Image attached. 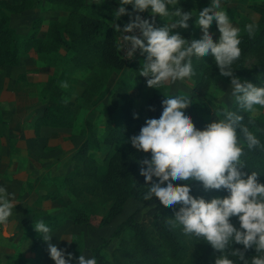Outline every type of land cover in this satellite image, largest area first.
Instances as JSON below:
<instances>
[{
    "label": "trees",
    "instance_id": "1",
    "mask_svg": "<svg viewBox=\"0 0 264 264\" xmlns=\"http://www.w3.org/2000/svg\"><path fill=\"white\" fill-rule=\"evenodd\" d=\"M31 1L0 0V65H16L24 51L39 57L52 67L66 63L103 71L120 69L126 64L119 51L116 40L118 31L115 30L114 24H118L121 28L127 23L128 14L121 15L117 19L112 8L101 0L89 5L90 12H84L86 5L84 0H46L64 5L65 17L50 19L43 35L37 33L38 20L34 19L28 31L21 35L9 24L8 13L25 9ZM210 3L211 1L201 3L196 0H182L176 5H171L170 9L173 12L179 7L183 12L192 14L188 20L189 27L184 29L189 32L195 27V19L199 11ZM124 7L128 13L134 16L137 14L131 4L124 5ZM247 7L257 14L255 19L245 14H238L233 6L221 5V9L226 11L230 20L235 19L237 28L240 29L241 55L231 67L233 75L238 77L241 83L248 81L254 86L264 87V2L248 3ZM144 13L145 11L139 15ZM170 17L175 21L179 19L172 14ZM249 23L256 25L254 35L251 37L245 30V25ZM191 39H196L192 33L189 36V42ZM191 61L194 74L189 78L193 94L178 90L164 92L161 88H157L148 95L141 114H136L135 118L129 105L124 102L119 107L120 119L114 123H105L100 135H97L92 128L89 118L86 117L83 120L84 137L72 153L73 166L62 177L65 188L80 203L64 206L66 216L75 223L85 222L88 219V213L82 202V200L86 202L85 197L99 198V201L109 202L101 218L102 222H107L118 214L128 197H133L142 204L152 203L154 206L152 215L146 220H137L134 212H131L111 230L109 237H118V244L113 251L120 261L117 258L108 259L101 253L100 249L106 243L104 239L90 248L97 264H121V261H126L128 264H160L167 260L170 264H177L178 261L181 264H215L216 259L221 255H227L234 261V264H246L250 257L264 255V253H257L255 246L245 250L242 244L235 242L230 244L224 253H220L202 237L197 239L194 236H187L183 233L181 226L174 228L170 225L169 220L179 210L180 204L169 208L163 206L154 196L151 200H144V195L148 192L150 185L146 184L144 177L140 175L141 165L138 161L144 158L150 159L151 153L137 151L131 145L130 137L139 134L147 119L160 117L163 111V100L184 96H187L191 102L184 111L190 116L195 127L203 130L207 122L198 114L200 106L202 107L198 98L206 95L215 80L231 79L220 74L215 60L210 61L205 57L193 56ZM131 68L138 73L135 66L132 65ZM58 81L55 75L49 76L47 80L48 92L55 99L52 103L44 104L41 112L33 118L31 130L34 135H38L43 126H71L77 110L90 101L102 84L100 74L93 73L76 101L60 96ZM123 91L124 87L116 86L110 93L112 101L116 102ZM221 109L235 111L242 115L244 117L242 125L247 126L259 139L260 146L249 150L246 140L239 128L237 129L238 139L243 146V155L240 159L244 168L241 170L248 174L258 173L257 181L264 184V111L252 114L240 109L233 95L231 104ZM101 146L109 148L104 154L106 160L103 173L98 171L95 159L88 154L90 149L98 150ZM157 179L153 177V181ZM173 183H187L190 187V194L194 198L202 197L210 200L229 195L226 189L205 190L199 181H173ZM230 223L239 228L238 217H230ZM126 230H128L127 236L124 233ZM188 241L193 244L190 251H187ZM39 247L40 237L32 233L27 256L13 254L6 259V262L7 264H44ZM233 249L243 251L245 259L241 261L237 256H233L231 254Z\"/></svg>",
    "mask_w": 264,
    "mask_h": 264
},
{
    "label": "rangeland",
    "instance_id": "2",
    "mask_svg": "<svg viewBox=\"0 0 264 264\" xmlns=\"http://www.w3.org/2000/svg\"><path fill=\"white\" fill-rule=\"evenodd\" d=\"M84 1L86 4L84 12H90L89 5L100 0ZM101 1L110 6L114 13L120 6V0ZM181 1L177 0V3ZM196 1L206 3L211 0ZM252 2H264V0H221V5L233 6L238 14H246L250 18H254L255 14L247 7V4ZM170 6H168L169 16H155L156 27L175 22L170 17L172 13ZM65 15L66 8L61 3L32 0L25 9L9 12L8 21L19 34L23 35L28 31L32 21L37 19V33L43 35L50 19H62ZM152 15L150 10H146L140 16L144 19H151ZM132 18L134 15L128 17L127 23ZM230 22L234 27H237L235 19ZM124 25L121 26V29ZM175 32L188 41L191 33L196 39H199L203 34L202 29L196 23L195 27L189 31L190 33L177 27L172 29L170 34ZM209 32L212 38L218 42L220 33L215 20H213ZM134 33L137 36L140 35L138 29L134 30ZM131 34L133 33H123V35ZM116 40L120 54L126 61V64L120 69L102 71V69L93 70L86 66H74L66 63L52 67L28 51L21 54L16 65H0V188L7 191L10 202L15 205L7 222L8 235H5L4 225H0V264H7L6 259L13 254L27 256L32 233L40 237L39 253L44 264H55L48 252L49 242L72 253V264H77L76 258L79 255L92 258L90 248L103 239L106 240V243L100 249L101 253L108 259L117 258L120 261L118 255L113 251V248L118 244V237H109L113 227L131 212H134L137 220H146L152 215L154 210L152 203L142 204L133 197H128L122 210L107 222H102L101 218L109 202L99 201V198L88 199L85 197L86 202L82 200L83 207L88 213V219L85 222H72L63 210L66 205L80 203L65 188L62 177L73 166L72 153L84 137L83 120L86 117L89 118L92 128L97 135H100L104 130L105 123H114L120 119L119 107L122 103L126 102L130 111L139 115L148 95L157 89L147 86V78L139 74L145 59L139 49L132 59H128L124 55V49L120 50L122 33L119 31ZM132 65L138 69V73L134 72L131 68ZM93 73L100 74L102 84L90 101L84 103L77 110L73 124L68 127L43 126L39 134L34 135L31 130L33 118L41 112L44 104L52 103L55 99L48 92L47 80L49 76H57L62 98L77 101V96L87 86ZM229 80H215L206 95L203 98H198L202 105L198 114L206 120L207 124L223 118L222 111L224 110L221 108L226 107L225 105H228L232 98L231 79ZM118 85L124 87V91L116 102H113L110 93ZM158 88L164 92L178 90L188 93L192 90L191 79L185 78L174 83L165 82ZM254 108L255 111L251 112L252 114L264 111V107L259 105H255ZM107 148L101 146L98 150L90 149L88 151V154L95 159L100 173L105 171L106 157L104 154ZM53 220L55 222L52 224ZM40 221H43L51 230L52 237L49 242L44 241L42 234L34 228ZM127 232L128 230L124 232L126 236ZM187 243V251H190L193 244L189 241ZM65 258L67 259V256ZM251 261L250 257L246 264H251ZM121 264L128 263L121 261ZM160 264L170 263L167 260ZM177 264H181V262L178 261Z\"/></svg>",
    "mask_w": 264,
    "mask_h": 264
},
{
    "label": "clouds",
    "instance_id": "3",
    "mask_svg": "<svg viewBox=\"0 0 264 264\" xmlns=\"http://www.w3.org/2000/svg\"><path fill=\"white\" fill-rule=\"evenodd\" d=\"M128 4L137 14L122 29L118 24L114 27L122 33L120 50L124 49L126 58L132 59L137 49L144 55L139 74L147 78V86L158 88L165 82L189 78L194 74L191 57L211 55L220 74L231 78L232 95L240 109L251 113L255 111V105L264 107V87L248 81L241 83L233 75L231 66L241 55L240 29L233 26L226 11L221 9V0H211L199 11L195 23L203 34L190 42L178 32L170 34L177 27H189L190 12L177 7L171 14L179 17L178 20L162 27L155 26V16H169L168 6L176 5L177 0H120L114 15L117 19L124 14L131 17L124 7ZM146 10L153 14L151 19L139 15ZM213 20L220 33L218 42H213L209 32ZM255 27V23L245 25L250 37L254 35ZM137 29L139 36L134 33ZM125 32L133 34L123 35ZM162 104L160 117L147 119L139 134L130 137V143L137 151L151 153L150 159L138 161L140 175L150 185L144 200H151L154 196L169 208L180 204L169 220L170 225L174 228L181 226L187 236L202 237L220 253H224L233 242L242 244L245 250L255 246L257 253H264V184L257 181L258 173L248 174L241 170L244 168L240 159L243 146L239 143L237 129L249 150L260 146V141L242 125L244 117L225 110L222 111L223 118L198 130L184 111L191 104L187 96L167 98ZM153 177L158 179L153 181ZM173 181H199L205 190L226 189L229 195L210 200L194 198L187 183L174 184ZM14 206L7 191L0 188V225H4L5 235H8L7 222ZM232 216L238 217L239 228L230 223ZM34 228L42 234L44 241L51 240V230L43 221L36 223ZM48 252L55 264H72V253L56 244L49 242ZM231 254L241 261L245 259L241 250L233 249ZM76 261L77 264H97L95 257L85 258L84 255H79ZM215 264H234V261L221 255ZM251 264H264V255L254 256Z\"/></svg>",
    "mask_w": 264,
    "mask_h": 264
},
{
    "label": "crops",
    "instance_id": "4",
    "mask_svg": "<svg viewBox=\"0 0 264 264\" xmlns=\"http://www.w3.org/2000/svg\"><path fill=\"white\" fill-rule=\"evenodd\" d=\"M252 13L255 14V15H254V18H252V19H255V18L257 17V14H256L254 11H252ZM245 15H246V14H245ZM230 21H232V20H230ZM236 24H237V23H236ZM216 26H217V25H216ZM212 39H213V42H217L216 39H214V38H212ZM210 57H212V56L209 55V56H206L205 58H207V59L210 60V61L214 60V57H212V58H210ZM229 81H230V80H229ZM230 84H231V83H230ZM188 93L193 94L192 90L188 91ZM231 100H232V98H231ZM231 100H230V102H229L228 105H225L226 107L229 106V105L231 104ZM41 128H42V127H41Z\"/></svg>",
    "mask_w": 264,
    "mask_h": 264
},
{
    "label": "water",
    "instance_id": "5",
    "mask_svg": "<svg viewBox=\"0 0 264 264\" xmlns=\"http://www.w3.org/2000/svg\"><path fill=\"white\" fill-rule=\"evenodd\" d=\"M239 140V139H238ZM239 143L241 144V141L239 140Z\"/></svg>",
    "mask_w": 264,
    "mask_h": 264
}]
</instances>
